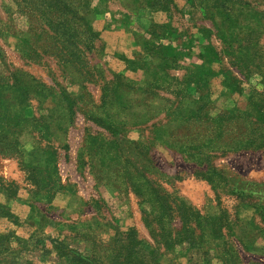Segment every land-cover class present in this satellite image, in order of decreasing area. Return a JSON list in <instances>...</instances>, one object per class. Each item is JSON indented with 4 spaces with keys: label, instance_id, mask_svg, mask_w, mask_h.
<instances>
[{
    "label": "rangeland",
    "instance_id": "374dc122",
    "mask_svg": "<svg viewBox=\"0 0 264 264\" xmlns=\"http://www.w3.org/2000/svg\"><path fill=\"white\" fill-rule=\"evenodd\" d=\"M155 1L0 0V95L22 98L32 123L19 150L0 134V263L70 264L58 253L71 249L105 262L134 228L161 264H264V146L225 143L226 109L243 112L251 90L264 102V2L227 14L226 0ZM239 43L251 72L228 65ZM15 68L21 95L2 89ZM62 91L72 123L43 137L36 122L60 118ZM149 187L177 204L193 241L161 246ZM203 227L219 236L208 246Z\"/></svg>",
    "mask_w": 264,
    "mask_h": 264
},
{
    "label": "trees",
    "instance_id": "16d2710c",
    "mask_svg": "<svg viewBox=\"0 0 264 264\" xmlns=\"http://www.w3.org/2000/svg\"><path fill=\"white\" fill-rule=\"evenodd\" d=\"M160 1L161 0H156L155 2ZM226 2H232L229 4L226 3L227 14H229L228 12H232L234 10L233 8H235L236 6L234 4H245V1L242 2L241 0H226ZM262 2H264V0H262ZM227 9H230L231 11ZM45 24L50 28L53 27V23L51 20H46ZM242 48L244 47L239 43L237 47V53L230 54V52L226 50V55H228V65H233L235 63L238 71L240 73L242 72L241 74H243L244 68H246L247 72H251L250 69L251 67L253 68V64L251 62L244 63L242 61H239ZM233 59H236V61ZM247 65L250 69H247ZM21 71L22 70L20 68H15L12 71L8 72L7 75L4 76V78H14V80H11L9 82V85L7 84V81L4 82L2 85V89L8 87V91H14V93L18 91L21 95V93L23 92V84L20 85L19 81L17 82L16 80L17 76H22L23 72ZM225 72L226 87H232L231 85H234V82L238 83V80L240 82V79H235L234 77H232V75L230 74L231 71L227 67ZM262 76L264 78V73H262ZM235 88L236 90H239L236 85ZM1 92L2 91H0V93ZM62 94L64 95V99L66 101L64 100V104H60V118L57 117V120L44 122V120H41L44 119L42 116L41 118H39L40 120L36 122L37 125H40V129L43 128L42 126L46 128L44 129L46 133H42L43 137L45 135H52L54 139H64L67 127L72 123L75 103L73 105L70 94H67L64 91H62ZM249 95L246 109L243 112H237L236 115H234L230 108L226 109V152L232 150L254 149L264 146V102H261L260 99L258 100V97H260L262 93L251 90V93H249ZM262 97L264 98V95ZM15 100L16 101L9 102L7 98L0 95V107H2V109L0 110V134L1 137L4 135V138L1 140L6 139L8 134H10L12 138L11 141L15 143V148L19 150L18 146H16V141H19V137L25 131L28 130L27 132H30V126L32 123L30 124V122L27 121L26 116L24 115L22 98L20 99V101H17L16 98ZM202 103V105H204L205 102ZM5 104L8 107L5 106ZM199 107H201V105ZM199 107L196 106V109L199 110ZM187 118H189V116ZM233 119H235L236 122H234ZM11 121L14 125V128L12 130L13 132H11V130L7 132L5 130L8 125H12ZM215 124L216 126L213 130V138H209L210 142L214 146H216V142H219V140H215V137H218L221 133V125L216 122ZM184 128L186 131L185 133H188L189 129L187 128V126H184ZM110 129L112 130V132H115L113 128L110 127ZM215 148L217 147H213L210 152H215ZM202 178L207 180L210 184H213V181L209 176L202 175ZM147 197H150L152 200V206H150L152 214L150 216L148 224H154L156 225L155 228H158V235L161 240V246L164 249H171L177 243V241H193V239H189L188 237L189 229L185 227V218L182 214L179 215L176 203H168V199H166V197H162L158 193V190L153 187H149ZM167 211L171 213H167ZM175 218L180 224L179 228H174L172 222H170ZM201 237L204 239V242H202L204 243V246H208L209 242H211V240L209 241V239L219 236L212 234L208 230H205V228L203 227ZM111 243L112 245L111 247H109L111 252L108 260L105 262L93 256H84L72 249L69 250L68 253H63L62 251H60L58 255L65 256L69 260L70 264H161L159 259L157 258V250L154 248V246H151L146 241L139 239L134 228H129L127 231L122 232L120 236L112 238ZM55 248H59V246H55ZM0 264H13V262L10 261Z\"/></svg>",
    "mask_w": 264,
    "mask_h": 264
}]
</instances>
